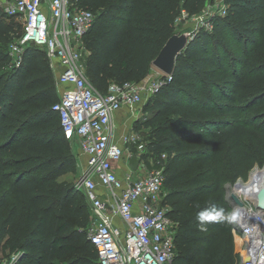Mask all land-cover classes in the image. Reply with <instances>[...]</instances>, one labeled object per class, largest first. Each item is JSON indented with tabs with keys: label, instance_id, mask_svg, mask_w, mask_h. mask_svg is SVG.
<instances>
[{
	"label": "trees",
	"instance_id": "obj_1",
	"mask_svg": "<svg viewBox=\"0 0 264 264\" xmlns=\"http://www.w3.org/2000/svg\"><path fill=\"white\" fill-rule=\"evenodd\" d=\"M71 1L93 13L83 63L101 92L111 82L143 78L181 11L198 14L206 2ZM224 3V14L208 17L210 28L192 32L170 80L142 107L148 115L139 158L162 169L173 264H240L225 185L264 163V108L242 115L264 102V0ZM19 30L0 10V242L6 237L16 256L10 264H98L87 237L89 205L63 178L76 164V138L62 131L52 109L58 92L45 49L28 43L20 63L11 61L8 42ZM245 77L250 82L237 92ZM140 125L134 122L138 131Z\"/></svg>",
	"mask_w": 264,
	"mask_h": 264
},
{
	"label": "built area",
	"instance_id": "obj_2",
	"mask_svg": "<svg viewBox=\"0 0 264 264\" xmlns=\"http://www.w3.org/2000/svg\"><path fill=\"white\" fill-rule=\"evenodd\" d=\"M225 8L224 0H213L192 16L199 26L210 28L208 17L224 14ZM0 10L20 25L17 38L9 45L11 61L20 63L28 43L42 47L55 85L60 87L52 109L59 115L62 131L78 140L81 170L74 185L82 191L93 214L87 237L98 264H173L175 227L163 202L162 169L146 167L139 158L140 150L135 154L136 175L127 165L119 176L112 163L119 159L127 163L132 154L125 142H134L138 136L129 132L116 140L111 122L117 110L149 97L170 80L171 74L153 67L151 76L111 82L106 92H101L87 77L83 63L87 52L83 35L92 23L91 10L71 0H0ZM181 16L187 18L186 12L182 10ZM236 183L225 185L231 188L229 193L234 192ZM235 194L241 205L228 196L229 219L236 222L229 223L231 234L236 230L241 236L233 238L239 244L240 264H264V211L255 206V198Z\"/></svg>",
	"mask_w": 264,
	"mask_h": 264
},
{
	"label": "rangeland",
	"instance_id": "obj_3",
	"mask_svg": "<svg viewBox=\"0 0 264 264\" xmlns=\"http://www.w3.org/2000/svg\"><path fill=\"white\" fill-rule=\"evenodd\" d=\"M213 2V0H206L205 2V5L204 6H208L209 4H211ZM213 8L215 7L214 5L212 6ZM199 22H198V19H196L194 16H188L187 18H183L181 15H178V18H176V20L174 21V33L176 32H182V31H187L188 33H190V35H192V32H195L198 28H199ZM14 39L11 38L8 42V46H7V50L9 49V45L10 43L13 41ZM256 53V52H255ZM254 53V54H255ZM253 56V54H252ZM228 61V60H227ZM226 61V63H227ZM250 62H252V60H250ZM152 66H150L148 72L146 73L145 76H151V73H152ZM250 78H242L241 81H240V85L239 87L237 88V92L241 91V88H242V85L243 83L247 82ZM250 82V80L248 81ZM147 99L148 97H143L141 102H139L138 104L130 107L128 110V112L131 114V115H138L136 116V118L130 122V127L128 128L131 132L132 130H134L136 133V135L138 136L137 139L134 140V142H125V147L128 149V148H132V149H129L131 154L132 155H135L136 154V151H140L142 148H143V144H144V140H143V136L145 135V127H143V129L141 128V125L142 124V121L145 119L146 115L148 114H144L143 113V110H142V107L144 106V104L147 102ZM264 108V102H260L259 105H255L253 107H250L248 108L247 110H245L244 112H242V115L243 116H247V115H250L252 114L253 112H257V111H260ZM134 122L138 123L140 125V130L138 131L137 129L134 128ZM138 128V129H139ZM128 132V133H129ZM70 146H72V149H73V152L75 153V157H76V164L74 166V169L72 172H69L67 174H65L63 176V178H66V179H72L73 183L79 178V171L81 170V157L80 155H78V140L77 139H72L71 140V143H70ZM143 159V158H142ZM149 161V163L151 164L150 160L151 159H147ZM118 165L120 168L122 169H125L126 168V163L124 162V160H118ZM146 167L148 168H151V166L149 167V165H147V163L145 164ZM264 168V163L262 165H257L255 164L252 168H250V170L248 171V176H247V179L245 180H242L241 178H238L237 180L235 181H239L241 180L242 183H238L237 185H242L244 186L247 190L246 192H240V191H237L239 193H252L254 192L253 189H254V186L255 184L253 182H255V180H253L252 178L255 177V175L258 173H254L253 175H251L252 177H250V172L254 169V168ZM257 168L254 170L256 171ZM134 172V175H136V173L139 171L138 168H136ZM258 175V174H257ZM255 179V178H254ZM236 185V186H237ZM226 187V186H225ZM232 187V186H231ZM249 188V189H248ZM251 188V189H250ZM253 188V189H252ZM228 189V190H227ZM231 190V188H229L227 186L226 188V194L227 196H229V191ZM243 195V194H242ZM251 196V195H250ZM83 198V197H82ZM84 199V198H83ZM11 201L7 202L5 208L2 210V214H4L6 211H7V207L8 205H10ZM89 209V208H88ZM89 214H90V222L93 220V214L91 211H89ZM231 225V224H230ZM232 237L234 238L233 234H231ZM238 243V242H237ZM15 254H9L7 252V248H6V237H4L2 239V241L0 242V264H9L12 260H16V256L14 258ZM14 258V259H13Z\"/></svg>",
	"mask_w": 264,
	"mask_h": 264
},
{
	"label": "water",
	"instance_id": "obj_4",
	"mask_svg": "<svg viewBox=\"0 0 264 264\" xmlns=\"http://www.w3.org/2000/svg\"><path fill=\"white\" fill-rule=\"evenodd\" d=\"M190 39L191 35H189L187 31L172 33L165 40L157 54L151 60V66L167 74L173 73L175 67V58L189 43ZM127 164L131 170H135L138 166V157L136 155H131L127 161ZM229 198H231L235 204L241 205V200L234 192L229 193ZM255 200V206L258 209L264 211V184L256 190ZM229 222L236 223L233 218H230ZM238 228L242 230L240 225H238ZM248 259V256L244 258L245 261Z\"/></svg>",
	"mask_w": 264,
	"mask_h": 264
},
{
	"label": "crops",
	"instance_id": "obj_5",
	"mask_svg": "<svg viewBox=\"0 0 264 264\" xmlns=\"http://www.w3.org/2000/svg\"><path fill=\"white\" fill-rule=\"evenodd\" d=\"M59 89H60V87L57 89V92H59ZM127 109H129V108H127V107L121 108L113 114L111 122H112L113 129H114V138L116 140H119V137L122 134L128 133L130 131L128 129L131 126L130 122L133 121L136 118V116H138V115H131ZM131 132L136 133L134 130H132ZM112 166L114 167L115 171L117 172V174L119 176H123L126 168L125 169L120 168L118 165V161H114L112 163ZM238 246H239V244L237 242H235V250L236 251L238 249Z\"/></svg>",
	"mask_w": 264,
	"mask_h": 264
},
{
	"label": "bare ground",
	"instance_id": "obj_6",
	"mask_svg": "<svg viewBox=\"0 0 264 264\" xmlns=\"http://www.w3.org/2000/svg\"><path fill=\"white\" fill-rule=\"evenodd\" d=\"M257 168V170L256 171H254L255 169ZM256 168H254L251 172H250V177H252L251 175H253L255 172L258 174H256L255 175V179L254 178H252L253 180H255V182H253L254 184H255V186H254V189H253V191L254 192H250V193H242L243 194V196H245V197H250V198H255V192H256V190L261 186V185H263L264 184V168H258V167H256ZM238 183H242V181L241 180H239V181H237ZM238 183H236L235 185H234V187H233V189H234V192L235 193H238V194H240V195H242L241 193H239V192H237V191H240V192H246L247 190H245L246 188L244 187V186H240V185H237ZM237 185V186H236ZM249 189V188H248ZM251 189V188H250ZM251 195V196H250ZM233 236L235 237V238H241V236H240V234H238L237 233V231L236 230H234V233H233Z\"/></svg>",
	"mask_w": 264,
	"mask_h": 264
}]
</instances>
